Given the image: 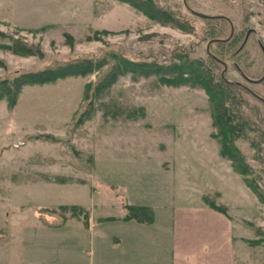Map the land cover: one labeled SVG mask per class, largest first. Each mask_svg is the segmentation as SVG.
I'll return each instance as SVG.
<instances>
[{"label": "rangeland", "instance_id": "1", "mask_svg": "<svg viewBox=\"0 0 264 264\" xmlns=\"http://www.w3.org/2000/svg\"><path fill=\"white\" fill-rule=\"evenodd\" d=\"M147 1L191 28L163 25L118 0H0V81L107 53L164 64L185 52L205 61L209 28L198 14L230 22L241 46L235 57L232 46L217 56L223 78L264 100V0H184L189 12L181 0ZM218 26L224 39L229 28ZM24 47L32 55L10 50ZM101 70L23 87L11 108L0 100V264H120L121 257L103 252L104 239L132 230L144 263L160 262L172 212L202 193L227 207L240 244L237 264H264L263 104L240 94L253 131L235 142L248 168L238 176L218 156L202 90L123 74L88 106ZM60 205L86 209L88 227L81 215L42 211ZM127 205L147 206L153 224L122 223ZM90 228L101 234L89 235Z\"/></svg>", "mask_w": 264, "mask_h": 264}, {"label": "trees", "instance_id": "2", "mask_svg": "<svg viewBox=\"0 0 264 264\" xmlns=\"http://www.w3.org/2000/svg\"><path fill=\"white\" fill-rule=\"evenodd\" d=\"M118 1L127 3L149 19L163 25H172L180 30L182 28H191L186 22H178L175 15L171 12L155 7L149 4L147 0ZM203 20L205 27L209 28L206 32L209 43L207 45L205 61L191 59L185 52L174 54L173 58L164 64L155 61L146 63L131 61L123 56L110 53L105 54L104 57L97 60L81 57L57 63L41 70L25 72L14 76L11 80H1L0 100L5 99L7 106L11 108L15 104L16 97L23 87L51 85L64 79L83 78L101 69L100 76L92 84L90 92L87 94L88 106L91 105L92 100L97 99L102 92L113 85L118 76L123 74L142 78L155 77L164 86L172 88L179 86L199 88L206 96L211 126L214 129L212 137L218 143V156L221 159L229 161L232 171L241 176L247 173L248 168L243 163L235 142L247 138V134L253 131L252 123L240 110V105L242 106L240 94H248V92L242 86L228 82L224 78L222 79L219 74L215 75L213 73L215 66L221 65L223 67L221 60L217 56L221 55L224 47L232 46L233 49L230 55L235 57L239 54L241 45L238 44L236 37L231 35L228 38L229 34L224 39L218 38L220 35V30H217L219 28L218 24H223L229 28L228 21L225 19L213 18ZM213 40L216 41L210 42ZM212 46L215 47V53L210 52ZM30 48L24 47L20 52L16 48H10V50L12 49L11 51L17 54L32 55L30 53H33V50ZM84 91H86L85 87ZM85 115V111L81 112L75 123L77 124L84 120ZM140 116L142 117V113ZM244 183L254 194H257L255 188L250 183ZM213 195L217 197L218 194L214 193ZM210 197L212 196L203 195L201 200L208 208L225 215V208L221 205H216ZM42 211L51 216L56 213L60 215L68 214L70 219H79V215H81L83 227H88V211L81 206L60 205L54 209H44ZM124 211L125 214L120 221H133L142 225H149L153 221L151 210L147 206L127 205L124 206ZM108 219L112 220V218Z\"/></svg>", "mask_w": 264, "mask_h": 264}, {"label": "crops", "instance_id": "3", "mask_svg": "<svg viewBox=\"0 0 264 264\" xmlns=\"http://www.w3.org/2000/svg\"><path fill=\"white\" fill-rule=\"evenodd\" d=\"M214 193L219 195L220 200V193L217 191ZM203 195L207 194H200L199 201L187 199L188 206L172 212L169 228L165 230L166 244H168L165 254L160 258L156 257L157 260H161L160 262L150 264H237L236 254L240 244L234 237L229 214L226 212L227 215H224L208 208L201 200ZM128 222L122 221V223ZM88 230L89 235L101 234L95 229ZM136 232L132 230L124 234L117 231L115 235L109 232L104 239L103 252L121 257L120 264H129L128 261L134 264H145L143 261L145 254L141 252V248L137 249L142 242L131 237V233ZM154 243L157 244V242ZM91 252L94 253L92 250ZM98 263L93 262V264ZM102 264L109 263L104 261Z\"/></svg>", "mask_w": 264, "mask_h": 264}, {"label": "water", "instance_id": "4", "mask_svg": "<svg viewBox=\"0 0 264 264\" xmlns=\"http://www.w3.org/2000/svg\"><path fill=\"white\" fill-rule=\"evenodd\" d=\"M181 5H182V7H183V9L186 11V12H189V9H188V7L186 6V4H185V1L184 0H181ZM197 16L198 17H200V18H204V19H213V17H209V16H203V15H198L197 14ZM217 18H223V19H225L226 21H228L226 18H224V17H221V16H219V17H217ZM229 22V21H228ZM232 26H231V24H230V27H229V36H228V38H230L231 37V35H232ZM216 40H213V41H210V42H215ZM209 43V42H208ZM208 43L206 44V49H207V45H208ZM205 54L207 55V50H205ZM222 64V66H223V70H222V72L220 73V77L223 79V72H224V70H225V66H224V64L223 63H221ZM236 85H239L238 83H235ZM240 86V85H239ZM244 88V87H243ZM245 90H246V92H248V94L250 95V96H253L254 98H256L257 100H259L260 102H262L263 104H264V100L263 99H261V98H259V97H257V96H255L252 92H250L248 89H246V88H244Z\"/></svg>", "mask_w": 264, "mask_h": 264}, {"label": "flooded vegetation", "instance_id": "5", "mask_svg": "<svg viewBox=\"0 0 264 264\" xmlns=\"http://www.w3.org/2000/svg\"><path fill=\"white\" fill-rule=\"evenodd\" d=\"M217 17H219V16H215V17H213V18H217ZM204 19V18H203ZM228 24H229V27H230V22H228Z\"/></svg>", "mask_w": 264, "mask_h": 264}]
</instances>
